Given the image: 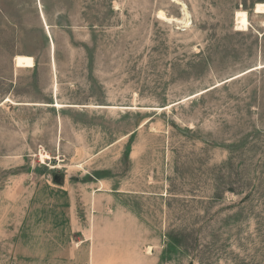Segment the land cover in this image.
Returning a JSON list of instances; mask_svg holds the SVG:
<instances>
[{"label":"rangeland","instance_id":"374dc122","mask_svg":"<svg viewBox=\"0 0 264 264\" xmlns=\"http://www.w3.org/2000/svg\"><path fill=\"white\" fill-rule=\"evenodd\" d=\"M258 3L0 0V264H264Z\"/></svg>","mask_w":264,"mask_h":264},{"label":"bare ground","instance_id":"6f19581e","mask_svg":"<svg viewBox=\"0 0 264 264\" xmlns=\"http://www.w3.org/2000/svg\"><path fill=\"white\" fill-rule=\"evenodd\" d=\"M178 1V0H177ZM176 2V1H175ZM181 3V2H180ZM184 8H185V6H184ZM254 13L255 14H259V15H264V3H258L256 6H255V8H254ZM158 15L161 17V18H163V19H168V20H170V21H180V20H178L177 18H173V17H167V15L164 13V11H159V13H158ZM185 15V14H184ZM186 17V16H185ZM162 19V20H163ZM250 18H249V15H248V12L247 11H245V10H238L237 12H236V14H235V21H236V24H235V27H236V30L237 31H247V30H249L250 29V26H251V24H250V20H249ZM161 20V19H160ZM180 22H182V21H180ZM183 23L184 24H188V20L187 19H185L184 21H183ZM183 23H181V25L183 24ZM179 24V23H178ZM183 24V25H184ZM48 29H49V27H47ZM55 66V65H54ZM264 67V65H261V66H259V67H257V68H254L253 70H255V69H260V68H263ZM252 71V70H251ZM6 102H11L12 104H14V102L13 101H11L10 99H6ZM55 107H59V108H62V107H65V106H68V105H61V104H59V103H57L56 105H54ZM41 158H42V160L44 161V160H46V159H49L50 158V156L49 155H45V154H42L41 155Z\"/></svg>","mask_w":264,"mask_h":264},{"label":"water","instance_id":"95a60500","mask_svg":"<svg viewBox=\"0 0 264 264\" xmlns=\"http://www.w3.org/2000/svg\"><path fill=\"white\" fill-rule=\"evenodd\" d=\"M43 18V17H42ZM66 182V177L61 173H54L53 175V183L58 186H64Z\"/></svg>","mask_w":264,"mask_h":264},{"label":"crops","instance_id":"0c3cea01","mask_svg":"<svg viewBox=\"0 0 264 264\" xmlns=\"http://www.w3.org/2000/svg\"><path fill=\"white\" fill-rule=\"evenodd\" d=\"M40 8H41V11H42V17H43V19H44V21H45V23H46V20H45V17H44V14H43V10H42V5H41V2H40ZM46 26L47 27H49L48 25H47V23H46ZM53 48H54V45H53ZM120 213H122V212H120ZM123 215L124 214H120V215H118L117 217H118V219L120 220V221H123ZM123 224V223H122ZM152 251H153V248L152 247H149L148 248V253L150 254V253H152ZM92 262V258L89 260V264H92L91 263ZM94 264V263H93Z\"/></svg>","mask_w":264,"mask_h":264},{"label":"trees","instance_id":"16d2710c","mask_svg":"<svg viewBox=\"0 0 264 264\" xmlns=\"http://www.w3.org/2000/svg\"><path fill=\"white\" fill-rule=\"evenodd\" d=\"M45 8H46V5H45ZM1 11H3V9Z\"/></svg>","mask_w":264,"mask_h":264}]
</instances>
